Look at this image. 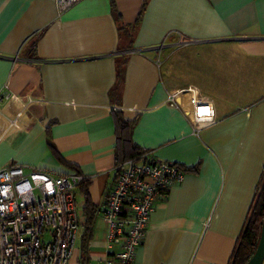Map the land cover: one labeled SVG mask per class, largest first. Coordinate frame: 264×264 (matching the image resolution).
<instances>
[{"label": "crops", "instance_id": "obj_1", "mask_svg": "<svg viewBox=\"0 0 264 264\" xmlns=\"http://www.w3.org/2000/svg\"><path fill=\"white\" fill-rule=\"evenodd\" d=\"M115 8L137 25L132 50ZM6 93L20 100L0 109V170L87 180L70 264H106L120 249L103 215L118 112L137 120V146L187 170L157 203L136 264H229L264 184V0H78L62 13L56 0H0ZM193 97L213 110H194ZM85 190L98 213L84 246Z\"/></svg>", "mask_w": 264, "mask_h": 264}, {"label": "built area", "instance_id": "obj_2", "mask_svg": "<svg viewBox=\"0 0 264 264\" xmlns=\"http://www.w3.org/2000/svg\"><path fill=\"white\" fill-rule=\"evenodd\" d=\"M56 2L62 13L78 0ZM189 93L194 94L191 89L172 91L168 105L178 107L180 98ZM19 100L9 93L0 95V109L6 102ZM191 101L194 110L202 106L213 110L196 97ZM197 120L195 117L200 124ZM185 177L181 166L159 161L149 151L117 168V180L107 196L103 215L108 222V242L120 243V249L106 264H136L138 248L157 203ZM84 180L77 173H26L18 165L1 169L0 264H70L80 231L75 193Z\"/></svg>", "mask_w": 264, "mask_h": 264}, {"label": "trees", "instance_id": "obj_3", "mask_svg": "<svg viewBox=\"0 0 264 264\" xmlns=\"http://www.w3.org/2000/svg\"><path fill=\"white\" fill-rule=\"evenodd\" d=\"M114 13L117 17L119 31H120V46L122 51H129L134 48V39L136 36L137 25H127L122 21L120 13L117 12L116 8ZM35 49L33 50V52ZM33 56H35L33 54ZM124 64H120V71H123ZM115 125H116V136L117 144L115 148V160L116 167L119 168L128 160L137 158L141 156L145 150L137 146L133 141V130L137 124V120L128 121L124 118L123 114L118 112L114 114ZM73 168V167H72ZM185 172L187 170L184 168ZM77 174H80L77 169H75ZM87 183L85 179L80 187H84ZM85 188V187H84ZM84 188H82L84 190ZM86 194V209L85 214L87 218L86 225V236L84 239V246L91 239L92 226L94 224L96 214L98 210L94 207L89 199L87 190ZM264 224V184L263 188L258 195H256V201L250 212V216L245 228V231L238 241L235 250L232 254L229 264H248L251 258L257 251L262 229Z\"/></svg>", "mask_w": 264, "mask_h": 264}, {"label": "water", "instance_id": "obj_4", "mask_svg": "<svg viewBox=\"0 0 264 264\" xmlns=\"http://www.w3.org/2000/svg\"><path fill=\"white\" fill-rule=\"evenodd\" d=\"M248 264H264V224L257 251Z\"/></svg>", "mask_w": 264, "mask_h": 264}, {"label": "rangeland", "instance_id": "obj_5", "mask_svg": "<svg viewBox=\"0 0 264 264\" xmlns=\"http://www.w3.org/2000/svg\"><path fill=\"white\" fill-rule=\"evenodd\" d=\"M175 42H183V40L182 39H177ZM174 56V54H171V56L170 57H173ZM159 57V56H158ZM158 57H156V59H158Z\"/></svg>", "mask_w": 264, "mask_h": 264}]
</instances>
